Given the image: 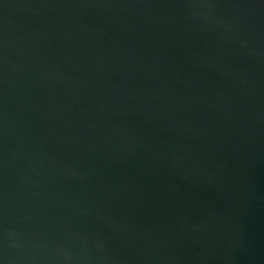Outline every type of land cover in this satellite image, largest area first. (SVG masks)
Here are the masks:
<instances>
[{
  "label": "water",
  "instance_id": "1",
  "mask_svg": "<svg viewBox=\"0 0 264 264\" xmlns=\"http://www.w3.org/2000/svg\"><path fill=\"white\" fill-rule=\"evenodd\" d=\"M0 264H264V0H0Z\"/></svg>",
  "mask_w": 264,
  "mask_h": 264
}]
</instances>
